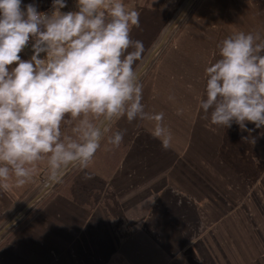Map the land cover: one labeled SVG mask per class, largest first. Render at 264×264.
I'll return each instance as SVG.
<instances>
[{
	"label": "crops",
	"instance_id": "obj_1",
	"mask_svg": "<svg viewBox=\"0 0 264 264\" xmlns=\"http://www.w3.org/2000/svg\"><path fill=\"white\" fill-rule=\"evenodd\" d=\"M163 2L156 0L155 9L139 11L140 32L144 23H151L150 18L159 14L156 11L162 9ZM28 4L36 5L40 12L52 9V0H22V8ZM203 10L210 16L194 21L190 36L178 40L176 48L162 56L145 91L149 97L143 100L145 110L164 113L165 124L173 134L172 147L164 150L151 135V122L137 119L138 129L129 131L127 119H118L107 137L126 130L123 147L105 183L111 194L126 190L133 179L139 186L144 184L139 168L144 164L143 153L154 141L160 155L157 162H161L148 174L154 184L142 189L173 185L198 197L194 200L205 205L215 229L206 230L201 237L196 231L185 235L177 231L178 218L160 208L149 219L133 222L129 217L132 206L142 199L129 202L130 196L118 206L121 223L117 228V218L103 203L90 207L59 193L55 199L61 208L57 221L48 220L44 211L35 216L38 226L31 233L36 235L34 246L38 247H17L13 260L0 254V264H264V127L255 129L246 122L248 129H254L249 133L236 123L226 129L211 126L210 117L199 108L206 84L205 68L220 58L219 42L239 31L264 37V0H204ZM20 55L29 59L31 46ZM34 179L35 171L30 182ZM30 182L22 188L0 190V215L19 201ZM135 208L139 213L146 211ZM90 231L92 235H87ZM121 233L127 236L117 237ZM199 239L202 247L196 245Z\"/></svg>",
	"mask_w": 264,
	"mask_h": 264
},
{
	"label": "clouds",
	"instance_id": "obj_2",
	"mask_svg": "<svg viewBox=\"0 0 264 264\" xmlns=\"http://www.w3.org/2000/svg\"><path fill=\"white\" fill-rule=\"evenodd\" d=\"M65 7L66 0H52V10L40 12L34 4L22 8V0H0V190L5 192L28 184L41 161L54 179L69 167L86 169L107 126L121 118L151 122V135L164 150L172 147L164 113L146 111L142 102L134 65L143 43L131 37L140 27V12L124 0H75V10L61 11ZM30 42L32 55L22 59ZM217 47L220 58L205 68L199 108L211 126L236 123L249 133L254 129L246 122L264 127V37L239 31ZM125 132L116 131L107 143L118 148Z\"/></svg>",
	"mask_w": 264,
	"mask_h": 264
},
{
	"label": "rangeland",
	"instance_id": "obj_3",
	"mask_svg": "<svg viewBox=\"0 0 264 264\" xmlns=\"http://www.w3.org/2000/svg\"><path fill=\"white\" fill-rule=\"evenodd\" d=\"M124 2L128 7H135L138 11L143 9L153 10L156 8L153 5L156 0H149V2L147 1V4H145V0H124ZM66 4L67 7L61 9V11L67 12L75 10V0H66ZM203 4L204 0H164L162 9L156 11L159 14L153 15L150 18L151 23H144L146 25L144 28L141 26V32L138 30V28L134 31V35H136L134 40H139L143 43V52L141 58L136 61L134 67L137 71H140L143 65H145L146 61H148L145 70H143V72L140 74L141 83L143 84L144 101L149 98L146 96L145 91L148 89L147 85L150 81V78L154 74L156 65L158 62H160L162 56L167 54L171 49H175L178 40H185L190 36V28L195 24L194 21H201L204 17L207 18L210 16L209 13L206 11L204 12ZM156 12L153 14H156ZM170 25H172L171 29L167 33V36L165 37L161 46L158 47ZM154 50L156 52H154L153 56H150ZM208 51H210V49H208ZM215 52L217 53V51ZM148 57H150L149 60ZM153 84L156 85V81L153 82ZM116 121L118 120L112 121L107 126L108 129H110ZM138 122L135 120L134 125L131 122V125L125 127L129 131H133L135 128L138 129L136 125ZM127 123L129 124V122ZM108 133L109 131L105 132L104 138L101 142V148L97 151L92 163L86 169L69 167L64 170L63 175L54 179L51 176V172L48 169L46 162H38L35 167L34 182H30L29 187L21 193L20 199L19 201H16V204L6 209L4 213L0 215L1 231V229H3V227L9 221L18 216L20 211H22V209L32 201L22 216L0 234L1 256L5 255L6 258H12L13 260V258H15L14 254L16 253L17 247L23 248L25 250L29 249V247H38V245L34 246V242L37 241V237L31 233L33 228L38 226L37 222L34 223V220H36L35 216H40L44 211L48 220L51 219L57 221L58 211H60L61 208L58 204H56L55 199L59 193H62L78 202L87 204L90 207L95 206L97 203H103V206L108 207L107 210L109 211V214L114 218H117V228L121 223L120 208L118 206H120L121 202L124 201L123 199H125V196H130L132 199H128L129 202L131 200L138 202V198L142 199L139 203H137L136 206H132V214L129 215V217L130 219L133 218L131 220L133 222H139L140 220H145L146 218L149 219L152 213L160 208L164 212L169 214L172 213V215L178 218L179 221H177L178 223L176 225L178 226L179 230L177 231H180V233L185 232V235L186 233L190 235V232L196 231V233H198V235L201 237V235L205 234L206 230L212 227L213 228L211 231L215 229L205 205H201L200 202L194 200V198L198 197L189 195L185 192L182 193V191L178 190L173 185H164L163 188L158 190H155L154 186L149 190L144 188L142 189V187L147 188L154 184L149 182L153 179L150 178L151 176L148 177V174L151 172L150 169L154 168L155 166L157 168L158 164L161 162V159L157 162L160 155L159 152H157L156 143L154 141L149 143L150 145L143 153L144 164L139 168L141 174L138 176L141 175V177L145 178L143 180L144 184H140L139 186L138 184L134 183L135 179H133L127 185L128 187L126 189H129L130 192L126 194V190L118 191L116 192V195V193L112 191L111 194L109 192L110 187L105 183V181L107 180L108 174L111 172L114 166L118 164V159L120 157L119 155L123 146L120 145L118 148H116V152L108 155L110 148H114L113 146L108 147V143H106L108 139ZM65 134H70V130L65 129ZM150 164L155 165L151 167ZM159 171L160 169H158V172ZM202 178L203 176L200 177V180ZM198 183L202 185V182L198 181ZM137 192L139 193V195L137 194L138 196L135 194ZM37 196L39 197L37 198ZM35 198L37 199L35 200ZM47 205L51 206L48 207ZM137 206L142 207L143 210H146L144 211L145 213H139V209L135 208ZM65 213V210L61 211V214L64 215ZM29 225L31 227H29ZM87 235H92V231L87 233ZM198 235H193V238L197 237ZM124 236L127 235H123V233H121L117 237L123 238ZM118 240L121 242L123 241V239ZM201 243L202 239H199L196 242V245L198 247H202ZM83 251L87 250L83 248ZM87 259L88 256H84V260Z\"/></svg>",
	"mask_w": 264,
	"mask_h": 264
},
{
	"label": "water",
	"instance_id": "obj_4",
	"mask_svg": "<svg viewBox=\"0 0 264 264\" xmlns=\"http://www.w3.org/2000/svg\"><path fill=\"white\" fill-rule=\"evenodd\" d=\"M171 27H172V25H170V27L166 30V32H165V34H164V36H163V38H162V40H161V43L158 45V47L161 46L162 42L164 41V39H165V37L167 36V33L169 32V30L171 29ZM158 47H157V48H158ZM155 50H156V49H155ZM155 50L153 51V53H151L150 56H153L154 52H156ZM149 58H150V57H148V60H149ZM147 63H148V61H146L145 65H143V67L140 69V71H138L139 74H141V73L143 72V70H145ZM65 170H66V169H65ZM39 196H40V195H39ZM39 196H37V198H38ZM37 198H35V200H36ZM35 200H34V201H35ZM30 203H32V201L29 202V203H28V204L22 209V211H20V213H19L18 216L14 217L13 220L9 221V222L3 227V229H1L0 234H1L2 232H4V231H5V230H6L11 224H13L14 222H16V221L22 216V214L24 213V211L26 210V208L28 207V205H29Z\"/></svg>",
	"mask_w": 264,
	"mask_h": 264
},
{
	"label": "trees",
	"instance_id": "obj_5",
	"mask_svg": "<svg viewBox=\"0 0 264 264\" xmlns=\"http://www.w3.org/2000/svg\"><path fill=\"white\" fill-rule=\"evenodd\" d=\"M114 152H116V148H111L110 151L108 152V155L113 154Z\"/></svg>",
	"mask_w": 264,
	"mask_h": 264
},
{
	"label": "built area",
	"instance_id": "obj_6",
	"mask_svg": "<svg viewBox=\"0 0 264 264\" xmlns=\"http://www.w3.org/2000/svg\"><path fill=\"white\" fill-rule=\"evenodd\" d=\"M52 9H48V10H45V11H41V12H50ZM29 45L31 46V42L29 43Z\"/></svg>",
	"mask_w": 264,
	"mask_h": 264
}]
</instances>
